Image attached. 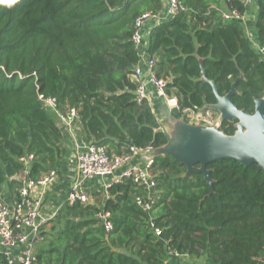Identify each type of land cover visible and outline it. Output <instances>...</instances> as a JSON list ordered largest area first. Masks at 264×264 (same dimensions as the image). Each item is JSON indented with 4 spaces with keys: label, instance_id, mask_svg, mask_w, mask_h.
<instances>
[{
    "label": "trees",
    "instance_id": "trees-1",
    "mask_svg": "<svg viewBox=\"0 0 264 264\" xmlns=\"http://www.w3.org/2000/svg\"><path fill=\"white\" fill-rule=\"evenodd\" d=\"M179 1L184 11L144 26L156 75L177 99L169 118L187 122L183 110L208 108L229 92L237 110L252 115L264 100V59L245 24L222 12L254 9L264 48V0L248 8L223 1L224 10L215 0ZM162 11V0H0V188L9 199L19 201L25 171L36 180L65 162L71 143L56 113L76 111L77 137L118 155L168 144L149 104L136 102L131 77L135 20ZM235 124L224 120L219 131L233 136ZM151 170L158 199L148 213L134 201L146 193L129 181L95 194V204L89 191L86 204L64 200L41 227L36 264H264V172L256 164L213 161L204 166L207 180L160 152Z\"/></svg>",
    "mask_w": 264,
    "mask_h": 264
},
{
    "label": "built area",
    "instance_id": "built-area-1",
    "mask_svg": "<svg viewBox=\"0 0 264 264\" xmlns=\"http://www.w3.org/2000/svg\"><path fill=\"white\" fill-rule=\"evenodd\" d=\"M163 11L161 17L153 16L148 12L142 14L135 20L134 33L131 41L138 56V62L134 67L132 80L136 84L135 100L138 104L148 103L152 110V97L155 96L164 102L167 111L178 109L177 99L167 95L165 89L167 80L160 78L155 72V60L150 58L146 51L147 33L144 26L151 19H163L174 17L185 8L179 0H162ZM225 2H240L244 6L253 5V0H223ZM247 14H239L236 9H229L222 12L224 19L239 20L245 24ZM252 47L264 59V48L256 39L246 32ZM46 107L55 111L54 99L44 100ZM153 111V110H152ZM188 123L202 127H216L219 130L220 124L224 121L222 113L216 109V104L203 109L188 108L183 110ZM59 125L66 133L71 143L69 153L75 160L76 176L68 185L65 201L69 204L89 202L87 183L93 179H105L103 189H107L115 183L131 182L136 187L142 189L145 197L137 195L135 203L146 213L155 204L157 197L156 181L152 173L153 157L147 158L142 166L133 164V158L140 153L151 155L154 150L151 147L136 149L128 147V152L116 154L108 150L106 145H98L83 141L75 133V122L77 113L73 109L65 114L56 113ZM237 124V123H236ZM235 124V125H236ZM32 159L27 157L28 161ZM61 170V169H60ZM59 171L52 170L44 176L32 180L26 174L20 177L21 185L18 189L19 201H12L11 198L5 200L0 197V251L5 255L6 264H36L34 249L40 240V231L43 224L54 217L57 209L51 211L50 215L43 213L44 199L38 189H45L54 185L58 180ZM109 214H100L101 226L104 231L112 229L108 221ZM151 228L153 226L151 225ZM156 235L158 230L154 229ZM174 253V252H171Z\"/></svg>",
    "mask_w": 264,
    "mask_h": 264
},
{
    "label": "water",
    "instance_id": "water-1",
    "mask_svg": "<svg viewBox=\"0 0 264 264\" xmlns=\"http://www.w3.org/2000/svg\"><path fill=\"white\" fill-rule=\"evenodd\" d=\"M231 93L224 97H217L216 109L222 113L223 120L236 121L237 130L233 136L224 135L216 127H203V131L194 128L195 131H189L188 129L193 128L186 125L183 128L184 136L186 139L189 138L190 148L195 146L191 158L186 157L188 160L178 158L168 149V144L162 150L154 151V155L160 152L168 153L182 162L187 167V172L203 171L205 175L207 172L204 166L207 163L222 159H231L244 166L256 164L258 170L264 172V100L258 101L255 112L248 115L237 110L231 103ZM202 147L206 148L201 150ZM195 164H199V168H195ZM206 177L209 180L208 175Z\"/></svg>",
    "mask_w": 264,
    "mask_h": 264
},
{
    "label": "crops",
    "instance_id": "crops-1",
    "mask_svg": "<svg viewBox=\"0 0 264 264\" xmlns=\"http://www.w3.org/2000/svg\"><path fill=\"white\" fill-rule=\"evenodd\" d=\"M215 1H216V6L214 5V7H218L221 10L225 9L223 0H215ZM246 21H247L246 22V28H245L246 32H248L250 35H252L253 38H255V32H254V28H253L254 9L250 10V13L247 16ZM151 106H152L153 112L155 113V116L158 119L159 125L162 129V126H161L162 123L169 121L168 111L164 105V102H162L161 99H158L157 97L153 96ZM178 122H180V120L173 121L172 123L175 124ZM182 122H184V121H182ZM184 123L187 126H190L189 128H193V129H188L189 131L194 130V128H198L197 130L203 131L202 126L192 125L188 122H184ZM184 123H182L183 126H185ZM197 132H199V131H197ZM168 149H170V148H168ZM153 154H154V152L151 155H147L146 153H140L132 159L133 160L132 162H133V164H135L137 166H142L146 162L147 158H149L150 156L153 157ZM60 176H61L60 179L57 180V184L52 187L51 191H50V186H48L47 188H45L43 190L38 189V192H40L42 194L44 201H45V198L47 199L46 203L45 204L43 203V213L45 215H50L52 210H54V209L58 210L59 209L60 205L65 200V191H66L68 185L74 180V178L76 176L75 160L70 153H68L66 160L61 167ZM104 180L105 179H102V178H98V179L96 178V179H93L87 183V188H88V191L91 195L90 203L95 204V203H97L98 198H102L101 196L100 197H97V196L94 197V195L97 194L98 192L102 193L103 196L106 195V191L103 189ZM0 197L5 198V200L9 199V194L7 193L5 187L0 188ZM98 202H100V200Z\"/></svg>",
    "mask_w": 264,
    "mask_h": 264
},
{
    "label": "rangeland",
    "instance_id": "rangeland-1",
    "mask_svg": "<svg viewBox=\"0 0 264 264\" xmlns=\"http://www.w3.org/2000/svg\"><path fill=\"white\" fill-rule=\"evenodd\" d=\"M254 8V7H253ZM172 119L169 118L168 122H163L162 123V131L165 133V135L167 136L168 139V148H170L172 150V152L180 159H186L188 160L186 157L191 158L194 151H195V146L190 148V141L188 140L189 138L186 136H184L183 133V128L184 126L182 125V122L180 120V122L178 123H172L171 122ZM185 124V123H184ZM186 126V124H185ZM190 148V149H189ZM206 147H202L200 148L201 150H204ZM71 150V147H69V151ZM206 151V150H205ZM60 173L58 174V180L60 179ZM57 184V182L50 186V191L52 189L53 186H55ZM46 198L44 201V204L46 203ZM88 203V202H87ZM86 204V203H84Z\"/></svg>",
    "mask_w": 264,
    "mask_h": 264
},
{
    "label": "flooded vegetation",
    "instance_id": "flooded-vegetation-1",
    "mask_svg": "<svg viewBox=\"0 0 264 264\" xmlns=\"http://www.w3.org/2000/svg\"><path fill=\"white\" fill-rule=\"evenodd\" d=\"M237 130V129H236Z\"/></svg>",
    "mask_w": 264,
    "mask_h": 264
}]
</instances>
